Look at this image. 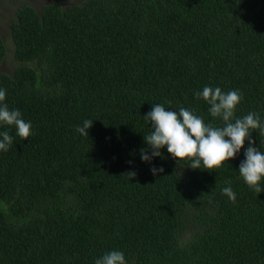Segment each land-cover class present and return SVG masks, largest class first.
<instances>
[{"label":"trees","instance_id":"obj_1","mask_svg":"<svg viewBox=\"0 0 264 264\" xmlns=\"http://www.w3.org/2000/svg\"><path fill=\"white\" fill-rule=\"evenodd\" d=\"M70 1L12 0L1 18L3 103L32 134L0 125L13 137L0 151V264H95L113 250L127 264H264V191L238 172L247 141L211 173L166 147L141 159L152 105L222 126L195 97L205 86L238 90L235 117L264 122V0Z\"/></svg>","mask_w":264,"mask_h":264},{"label":"clouds","instance_id":"obj_2","mask_svg":"<svg viewBox=\"0 0 264 264\" xmlns=\"http://www.w3.org/2000/svg\"><path fill=\"white\" fill-rule=\"evenodd\" d=\"M5 97L6 90L0 89V125L14 126L16 135L27 140L32 134L31 123L25 122L19 110H10L3 103ZM195 97L206 102L210 116L221 120L222 126L206 124L202 117L184 107H180L178 111H170L163 105H152L151 110L144 116L151 123L152 131L144 136L148 148L141 149L142 161L151 162L153 157H161V149L166 147L178 164L187 162V166L193 170L203 169L211 173L234 159L247 141L249 147L244 153L245 159L240 163L238 172L250 189L258 194L264 191L261 187L264 179V152L255 146V141L251 138V133L257 130L264 136V122L259 115L250 112L242 118L235 117L236 107L242 99L238 90L225 93L219 87L205 86L202 91L195 93ZM92 124L91 120H85L83 126L77 127L76 131L88 136ZM12 145L13 137L9 132L0 133V151L6 152ZM149 149L151 156L147 154ZM151 171L156 175L164 169L152 167ZM126 174L131 179L136 175L135 172ZM222 194L233 203L236 201V194L231 187H224ZM95 264H127V261L122 251L113 250L97 258Z\"/></svg>","mask_w":264,"mask_h":264},{"label":"rangeland","instance_id":"obj_3","mask_svg":"<svg viewBox=\"0 0 264 264\" xmlns=\"http://www.w3.org/2000/svg\"><path fill=\"white\" fill-rule=\"evenodd\" d=\"M1 1V0H0ZM12 0H9L8 3L10 2V4L7 6V8L5 10H2L1 13H0V21H2V25H0V36H4L5 39L9 38L8 35V25L5 26L3 29L1 26H3L6 22H5V19H1V18H7L8 16V13L12 11L13 7L15 6V4L13 2H11ZM59 3H61L62 5H66V4H71L72 1L70 0H58ZM30 2L33 4V5H36V6H39V5H42V4H45V3H49L50 0H30ZM1 8V7H0ZM9 65V64H8ZM7 66H4V70H6Z\"/></svg>","mask_w":264,"mask_h":264}]
</instances>
